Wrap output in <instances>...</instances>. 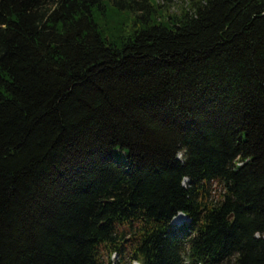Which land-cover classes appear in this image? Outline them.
<instances>
[{
  "label": "trees",
  "instance_id": "1",
  "mask_svg": "<svg viewBox=\"0 0 264 264\" xmlns=\"http://www.w3.org/2000/svg\"><path fill=\"white\" fill-rule=\"evenodd\" d=\"M133 261L264 264V0H0V264Z\"/></svg>",
  "mask_w": 264,
  "mask_h": 264
},
{
  "label": "rangeland",
  "instance_id": "2",
  "mask_svg": "<svg viewBox=\"0 0 264 264\" xmlns=\"http://www.w3.org/2000/svg\"><path fill=\"white\" fill-rule=\"evenodd\" d=\"M156 3H159L161 5V7H167L169 8V11H175L176 9H178L181 5L187 4V2L189 0H155ZM115 157L117 160H123L125 159V155L122 152L116 151L115 152ZM177 220H174L175 224H181V221H187L188 219L185 217V219L181 218H177ZM137 264V263H134Z\"/></svg>",
  "mask_w": 264,
  "mask_h": 264
},
{
  "label": "bare ground",
  "instance_id": "3",
  "mask_svg": "<svg viewBox=\"0 0 264 264\" xmlns=\"http://www.w3.org/2000/svg\"><path fill=\"white\" fill-rule=\"evenodd\" d=\"M180 216L179 217H175L174 219H173V222H174V220H178L177 218H179L180 219V217L181 218H183V219H185V217L183 216V214H179ZM134 263H137V262H134ZM138 264V263H137Z\"/></svg>",
  "mask_w": 264,
  "mask_h": 264
}]
</instances>
